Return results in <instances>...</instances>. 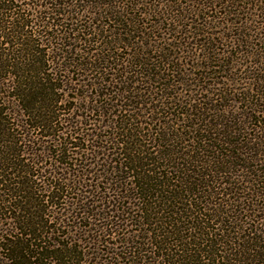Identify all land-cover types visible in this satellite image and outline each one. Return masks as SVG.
Returning <instances> with one entry per match:
<instances>
[{"label":"trees","instance_id":"trees-1","mask_svg":"<svg viewBox=\"0 0 264 264\" xmlns=\"http://www.w3.org/2000/svg\"><path fill=\"white\" fill-rule=\"evenodd\" d=\"M0 264H264V0H0Z\"/></svg>","mask_w":264,"mask_h":264},{"label":"rangeland","instance_id":"rangeland-1","mask_svg":"<svg viewBox=\"0 0 264 264\" xmlns=\"http://www.w3.org/2000/svg\"><path fill=\"white\" fill-rule=\"evenodd\" d=\"M87 18V17H86Z\"/></svg>","mask_w":264,"mask_h":264}]
</instances>
